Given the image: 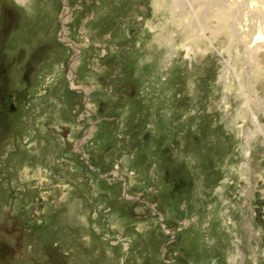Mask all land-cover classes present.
<instances>
[{
  "label": "rangeland",
  "instance_id": "obj_1",
  "mask_svg": "<svg viewBox=\"0 0 264 264\" xmlns=\"http://www.w3.org/2000/svg\"><path fill=\"white\" fill-rule=\"evenodd\" d=\"M61 1L0 0V264H264V72L207 18L264 0H67L95 116Z\"/></svg>",
  "mask_w": 264,
  "mask_h": 264
},
{
  "label": "bare ground",
  "instance_id": "obj_2",
  "mask_svg": "<svg viewBox=\"0 0 264 264\" xmlns=\"http://www.w3.org/2000/svg\"><path fill=\"white\" fill-rule=\"evenodd\" d=\"M61 2H62V5L64 6L63 7L64 11H63V14H62L61 19H60L61 22H60V30H59V35H58V37L60 38L61 41H59V38H58V41L64 45L70 46V49H73L74 54H75L69 63L70 72H69L68 77H69V80L71 81L70 86L75 92H82L85 94L84 104H83V107L85 109V113L89 116H94L96 114L92 111V109H91L92 107H91L90 102H89V95L92 91L89 90L88 88L75 86L74 82L72 81L73 79H75V71L77 69V65L79 64V55H80V52H82V48L79 45L75 44L74 42L68 41L64 38L65 37L64 36V34H65L64 26L70 21L71 18H70V6L67 3V0H62ZM175 3H173V4H175ZM253 3H254V0H247L245 3V4H247L246 8L250 12V14L253 13V10H252L253 9L252 8ZM239 7H240V5H239ZM177 8H180L179 3H176V5H172L170 10L173 11V13H176ZM177 12H179V11H177ZM236 15L237 14H235L233 12L230 13V15H229L223 8H221L218 5V3H216V2L213 3L212 11L207 15V18H209L210 20L211 19L215 20L216 21V27L214 29L210 28L211 30L209 31V35L212 37H216L217 34L219 33V31H221V30H228L229 31L228 35H229L231 44L233 45V43H235L237 50H238V53L241 52L243 65L246 66V68H247V70L243 73L242 80L240 82L242 85H245L246 87H248L249 92H250V86H251L250 82L251 81L253 82L256 78L260 77V71L264 72V17L262 18L263 21L260 22V25L255 26L252 24V22H250V24H246L247 22H245V21H247V19H243V18L241 19L240 18L241 19V21H240L239 17ZM175 16H174V18H175ZM245 16H248V15H245ZM186 27H187V31H193L194 30L193 23L188 24V26H186ZM225 32H227V31H225ZM195 37L199 38L197 35H194V36H191L190 39H192V41L195 42L196 41ZM228 42H229V40H228ZM229 48H230V50H229L228 54H229V56H231V47H229ZM241 49H242V51H240ZM237 56H239V55H237ZM240 70H241V68H240ZM239 79H241V78H239ZM94 130H95L94 123H92V124H90V128L88 129L86 134L83 136V138L80 141L76 142V146H75V151L80 153L83 156V158L87 164H88L87 156L84 153V151L81 149V145H82V143H85L90 137L93 136ZM112 173L115 175L117 180L123 181V177L121 176L122 174L120 173V170L118 168L114 169L112 171ZM124 187H125V191H126L128 189V185L125 184ZM127 198L133 199V198L129 197V195H127ZM151 208H152V211H154L152 206H151ZM162 230L164 233L168 234V231L165 229V227L163 225H162Z\"/></svg>",
  "mask_w": 264,
  "mask_h": 264
},
{
  "label": "flooded vegetation",
  "instance_id": "obj_3",
  "mask_svg": "<svg viewBox=\"0 0 264 264\" xmlns=\"http://www.w3.org/2000/svg\"><path fill=\"white\" fill-rule=\"evenodd\" d=\"M64 45V44H63ZM68 46V45H67ZM69 48H70V46H68ZM78 66V65H77ZM69 67V66H68ZM77 70V69H76ZM69 72H70V70H69ZM69 76V75H68ZM73 82H74V79L72 80ZM68 83H69V87L71 88V86H70V84H71V81L69 80V77H68ZM72 89V88H71ZM73 90V89H72ZM91 94V93H90ZM84 108V107H83ZM8 111L9 112H13L14 111V108L10 105L9 107H8ZM84 111H85V109H84ZM80 141V140H79ZM85 143H82V145H81V149L83 150L84 149V147H83V145H84ZM74 146H76V143H75V145ZM84 151V153L86 154V156H87V160H88V165H90V162L92 161V158H91V156L88 154V153H86V151L85 150H83ZM74 153H76V154H78L79 155V157H81L82 159H83V161H85L84 160V158H83V156L80 154V153H78V152H76L75 151V147H74ZM90 167V166H89ZM90 169H92V170H94V167L92 168V167H90ZM116 169V168H115ZM113 171V170H112ZM112 171H111V175L116 179V177H115V175L112 173ZM121 173V172H120ZM122 176V175H121ZM105 177H108V175H106ZM123 177V176H122ZM117 180V179H116ZM117 181H120V180H117ZM120 182H122L123 183V185L125 186V184H126V182H125V179H124V177H123V181H120ZM127 191V190H126ZM126 191H125V188H124V193H123V197H124V199H126V200H129V201H131L132 199H128L127 198V195H128V193H126ZM149 207L151 208V205H149ZM153 207V206H152ZM153 209H154V207H153ZM151 210H152V208H151ZM153 212H155V211H153ZM162 225L163 224H161V228H162ZM163 231V230H162ZM163 234H166V233H164L163 232ZM163 251V250H162Z\"/></svg>",
  "mask_w": 264,
  "mask_h": 264
},
{
  "label": "water",
  "instance_id": "obj_4",
  "mask_svg": "<svg viewBox=\"0 0 264 264\" xmlns=\"http://www.w3.org/2000/svg\"><path fill=\"white\" fill-rule=\"evenodd\" d=\"M95 116V115H94ZM97 117V116H96ZM40 222L39 221H36V225L39 224Z\"/></svg>",
  "mask_w": 264,
  "mask_h": 264
}]
</instances>
